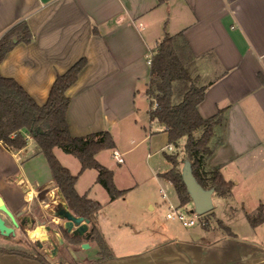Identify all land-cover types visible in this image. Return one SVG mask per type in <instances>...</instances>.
<instances>
[{"label": "crops", "instance_id": "crops-1", "mask_svg": "<svg viewBox=\"0 0 264 264\" xmlns=\"http://www.w3.org/2000/svg\"><path fill=\"white\" fill-rule=\"evenodd\" d=\"M20 21L26 22L33 40L18 44L5 56L0 76L13 79L37 105L46 103L58 75L86 59L78 80L66 92L70 99L66 121L73 137L111 134L119 123L126 128L127 121L138 114L136 95L148 102V56L165 35L181 33L196 58L199 83L206 86L198 113L209 119L226 109L224 132L215 128L212 145L222 133L224 142L206 162L233 183L230 206L223 211L233 208L232 204L253 203L255 209L264 204V0H0V37ZM148 112L149 108L147 118ZM162 133L167 138L165 130ZM152 136L144 139L150 142ZM27 140L20 151L0 143V189L7 187L10 195L8 202L0 197L18 228L23 217L38 216L37 210L45 214L48 205L65 203L44 157L34 141L28 136ZM109 151L113 158H121L116 143ZM101 153L96 160L113 173L116 188L122 190L115 169L121 168L123 159L115 168L100 159ZM162 174L154 171L152 176L160 180ZM121 202H110L109 197L98 201L97 229L113 257L97 264H264V243L239 240L232 231L235 238L212 234L208 240L204 230L199 239L165 229L163 238H158L153 221L121 237L125 230L116 213ZM104 206L109 208L108 217ZM56 223L61 222L56 219ZM85 242L88 249L81 248ZM4 249L0 247V264H43ZM91 249L98 252L94 243L83 239L62 249L56 264H92L99 259L98 253L95 258L78 253Z\"/></svg>", "mask_w": 264, "mask_h": 264}, {"label": "trees", "instance_id": "trees-1", "mask_svg": "<svg viewBox=\"0 0 264 264\" xmlns=\"http://www.w3.org/2000/svg\"><path fill=\"white\" fill-rule=\"evenodd\" d=\"M32 40L33 36L25 21L13 25L0 37V63L18 44L28 45ZM85 66L86 59L83 58L66 73L58 75L42 106L37 105L13 79L0 76V143L6 149L20 151L27 146V136L34 141L68 209L74 216L88 220V241L98 247L99 255V259L92 264H97L111 259L113 255L97 229L101 204L77 193L75 186L78 177L86 170L96 171L95 182L107 192L110 202L122 199L126 190L116 188L113 173L95 158L98 153L115 148L112 135L108 131H102L85 137H73L69 132L66 112L70 99L66 92L76 83ZM199 80L196 58L192 56L182 34L172 37L165 35L151 54L145 94L149 105V121L164 127L168 147L173 152L176 150L175 153L164 154L171 169L160 177L171 183L177 195L179 209L191 203L181 178L180 166L183 161L177 153L179 150L190 163L192 174L202 188L212 189L213 195L221 198L230 197L233 188V183L224 180L219 168L209 169L206 166L207 160L224 142L222 133L215 145H212L215 128L220 127L224 132L226 109L219 110L209 119L200 116L197 106L204 99L206 86L200 85ZM54 149H60L79 160L80 171L77 175H72L60 164ZM244 215L251 228L262 225L264 204L257 207L255 215L245 211ZM217 223L229 237H236L221 221ZM83 239L74 238L72 243L78 245ZM25 255L49 264L42 257Z\"/></svg>", "mask_w": 264, "mask_h": 264}, {"label": "rangeland", "instance_id": "rangeland-1", "mask_svg": "<svg viewBox=\"0 0 264 264\" xmlns=\"http://www.w3.org/2000/svg\"><path fill=\"white\" fill-rule=\"evenodd\" d=\"M205 82V81H203ZM135 106L138 109V114L134 116L132 120L127 121V127L121 128L119 126L114 127L112 130L113 138L115 143L118 145L121 152V158L124 164L121 165L120 169L116 170V182L118 186H121L122 190H126L125 196L122 198V204L117 208L116 213L120 216V225L123 226L125 232H121L120 236L124 234L132 233L133 230L140 228L142 226H149L156 222V237L163 238V230L172 229L181 235H188L189 237L201 238L202 232L204 230L203 236L209 240L212 239L213 235L217 236H228L223 230L218 226V221H221L225 226L229 227L231 231L236 234L239 240L247 241L253 240L254 242L264 243V223L260 225L256 230L252 229L248 224L245 215L242 212V207L250 215L256 214V209L253 203H243L242 205H233V208H228L226 213H224L223 208L225 206H230L229 197L221 198L217 195H213L212 199L214 202L213 209L209 212L210 215H192L196 224L193 227H183L181 223L177 220H167L165 218V213L168 210L169 205L174 208H178L179 202L177 195L171 185L165 179L157 180L153 175L155 171L157 174L165 173L171 169V166L166 162L164 154L175 153L176 150H169L167 148V138L162 133L164 129L156 122L150 123L147 118L148 102L143 98L141 94L135 97ZM138 117V119H136ZM131 121V123H130ZM136 121V122H134ZM145 131V132H144ZM153 134L152 140L150 142L144 139L146 136ZM143 141L141 143L140 140ZM129 150L127 154H122V152ZM27 152L31 151L28 147ZM180 159L183 163L186 161L183 158V153L179 150ZM55 155H58V160L60 164L69 169L72 175H77L80 170L79 160L72 155L65 154L60 149H55ZM41 159H43L41 157ZM100 159L105 164H112L115 168H118L115 157L113 158L112 151H103L101 153ZM42 161V160H41ZM45 162V161H44ZM43 162V163H44ZM181 164V168L183 166ZM11 165L13 163L11 162ZM46 173L49 174L48 170ZM85 172V173H84ZM77 180L75 189L77 193L81 196L85 195L87 198L104 202L107 199V192L98 184L95 183L96 171L86 170L84 171ZM167 196L165 202L162 199V194ZM0 194L8 202L7 198L9 195L7 187H2L0 189ZM253 204V206H252ZM154 210L151 211L150 207ZM259 206V205H258ZM215 207V208H214ZM103 212L108 215L110 212L109 208L103 207ZM193 208L192 203L188 204L186 207L179 209L183 213H188ZM238 209L235 211V209ZM216 213V214H215ZM2 218L6 221L7 225H12L10 219L5 215L1 214ZM50 219L56 222V218L52 215H45V225H50ZM127 219V221H125ZM14 234L4 241L0 238V247L5 248L4 250L15 251L17 253H25L28 255H39V252H33L26 248L24 244L25 236L21 228L13 227ZM160 233V234H159ZM213 234V235H212ZM131 236V234H129ZM138 237V234L134 238ZM138 239V238H137ZM87 255H91L94 258L97 256V249H91L84 252ZM43 259L49 264H56V258H50L46 256ZM67 261V260H66ZM70 263V262H69ZM71 264V263H70Z\"/></svg>", "mask_w": 264, "mask_h": 264}, {"label": "water", "instance_id": "water-1", "mask_svg": "<svg viewBox=\"0 0 264 264\" xmlns=\"http://www.w3.org/2000/svg\"><path fill=\"white\" fill-rule=\"evenodd\" d=\"M13 42H16L14 40ZM181 178L183 184L186 188V191L190 197L193 208L190 210V214L202 216L209 213L213 209L212 197L214 191L212 189H204L202 188L198 182L195 180L191 166L188 161H184L183 166L181 168ZM61 196V195H60ZM62 198V197H61ZM63 199V198H62ZM56 219H58L61 223L58 225L59 228H62L74 238H84L85 241L89 239V222L81 217L74 216L71 211L68 209L66 203L56 205ZM4 214L8 219H10L13 227H18V224L15 220L14 215L11 211L6 207L4 201L0 197V214ZM12 226L6 225L5 221L0 216V235L4 237H8L14 234V228ZM50 229L45 226H36L34 229L28 232V236L32 240H37L40 233V240L43 243H50L51 240L47 236V232ZM57 234V230H56ZM61 245L63 244V240L59 237ZM82 249H88L89 244L87 242L81 244Z\"/></svg>", "mask_w": 264, "mask_h": 264}, {"label": "flooded vegetation", "instance_id": "flooded-vegetation-1", "mask_svg": "<svg viewBox=\"0 0 264 264\" xmlns=\"http://www.w3.org/2000/svg\"><path fill=\"white\" fill-rule=\"evenodd\" d=\"M48 209L45 211V214L40 213L39 210L36 211V213H39L38 216H33V215H28L23 217L22 221H21V229L24 233L25 236V241L24 244L26 245V248L29 250H32L33 252L37 251L39 252V255L41 256H46V257H50L52 258H56V256L58 254L61 253L62 249L69 247V246H74L77 244H73L72 243V239H74V237H72L71 235H69L68 233H66V231L62 228L58 227V223H56L55 221H53L52 219H50V225H45V215H52V217L56 218V210L57 207L56 206H52L48 205ZM43 214V215H42ZM45 226L48 227L50 229L49 232H47V236L50 238L51 242L50 243H43L40 240V237L42 233L39 234L38 239L37 240H32L29 236H28V232L31 231L32 229H34V227L36 226ZM56 230H57V234H56ZM59 237L63 240V244L61 245ZM0 238L3 239L4 241H7L8 239L5 238L4 236L0 235ZM38 253L37 255H33V256H39ZM44 258V257H42Z\"/></svg>", "mask_w": 264, "mask_h": 264}, {"label": "built area", "instance_id": "built-area-1", "mask_svg": "<svg viewBox=\"0 0 264 264\" xmlns=\"http://www.w3.org/2000/svg\"><path fill=\"white\" fill-rule=\"evenodd\" d=\"M146 63L148 66L151 65V54L148 56ZM156 105H154V108ZM169 150H172L171 147H168ZM116 159V162L118 164L122 163V159L120 157H117V155L114 156ZM162 199L166 200L167 196L163 193L162 194ZM165 218L167 220H177L183 227H193L196 222L192 216V214L188 213H183L179 211L178 208H174L172 205H169L168 210L165 213Z\"/></svg>", "mask_w": 264, "mask_h": 264}]
</instances>
